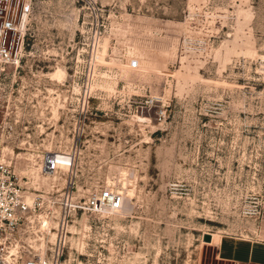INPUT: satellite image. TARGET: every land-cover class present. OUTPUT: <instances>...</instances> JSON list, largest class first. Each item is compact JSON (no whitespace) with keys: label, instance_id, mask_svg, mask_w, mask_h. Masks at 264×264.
<instances>
[{"label":"rangeland","instance_id":"obj_1","mask_svg":"<svg viewBox=\"0 0 264 264\" xmlns=\"http://www.w3.org/2000/svg\"><path fill=\"white\" fill-rule=\"evenodd\" d=\"M93 1L32 0L31 52L0 65V159L45 187L44 152L83 128L79 185L127 199L76 214L72 264H233L219 235L264 212V0Z\"/></svg>","mask_w":264,"mask_h":264},{"label":"built area","instance_id":"obj_2","mask_svg":"<svg viewBox=\"0 0 264 264\" xmlns=\"http://www.w3.org/2000/svg\"><path fill=\"white\" fill-rule=\"evenodd\" d=\"M82 1L95 12L100 10L95 1ZM32 4V0H0L2 69L21 66L31 52L27 45L32 35ZM82 132L83 128L73 135L68 149L44 152L40 173L46 179L45 187L27 184L25 174L19 175L11 162L0 159V264H72L70 236L76 214L122 207L119 192L79 185L76 148L81 145ZM261 208V204L256 206V223Z\"/></svg>","mask_w":264,"mask_h":264},{"label":"crops","instance_id":"obj_3","mask_svg":"<svg viewBox=\"0 0 264 264\" xmlns=\"http://www.w3.org/2000/svg\"><path fill=\"white\" fill-rule=\"evenodd\" d=\"M216 249L221 260L233 264H264V212L251 235L220 234Z\"/></svg>","mask_w":264,"mask_h":264},{"label":"bare ground","instance_id":"obj_4","mask_svg":"<svg viewBox=\"0 0 264 264\" xmlns=\"http://www.w3.org/2000/svg\"><path fill=\"white\" fill-rule=\"evenodd\" d=\"M63 75H64V71L61 69V68H56V70L51 74V76L54 78H57V79H61L62 77H63ZM59 164L60 165H62V166H65V162L64 161H62V160H60L59 161ZM37 176V175H36ZM51 178H53V176L51 177ZM28 181H29V179H28ZM29 184V183H28ZM126 192H124V194H125ZM122 194V193H121ZM128 194H130V192L128 191V193H127V195ZM32 197V193H30V195H28V199H30ZM125 197H126V199H127V196H126V194H125ZM122 198H123V195H122ZM125 199V200H126ZM124 198H123V206H124ZM126 205V204H125ZM128 209V208H127ZM120 211V210H119ZM72 227V226H71ZM211 236H212V240H211V237H210V240H208V242H210V241H213L214 240V238H215V235H213V234H211ZM209 244H211V242L209 243Z\"/></svg>","mask_w":264,"mask_h":264},{"label":"water","instance_id":"obj_5","mask_svg":"<svg viewBox=\"0 0 264 264\" xmlns=\"http://www.w3.org/2000/svg\"><path fill=\"white\" fill-rule=\"evenodd\" d=\"M203 238L205 240H210V234L205 232L204 235H203Z\"/></svg>","mask_w":264,"mask_h":264}]
</instances>
